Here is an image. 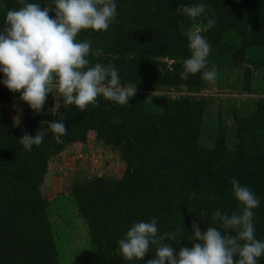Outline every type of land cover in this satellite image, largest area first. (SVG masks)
<instances>
[{"label": "trees", "instance_id": "trees-1", "mask_svg": "<svg viewBox=\"0 0 264 264\" xmlns=\"http://www.w3.org/2000/svg\"><path fill=\"white\" fill-rule=\"evenodd\" d=\"M30 2L52 6L51 0ZM199 3L209 10L207 18L216 20L202 32L212 45L208 60L217 71L214 84L260 96L232 107L230 126L221 109L214 113V97L204 95L212 83L200 74L180 79L190 56L187 34L207 19L193 21L176 12ZM117 4V20L107 32L82 30L77 41H91V66L112 64L122 85L136 87L129 104L101 96L84 112L73 105L55 112L51 91L39 114L27 105L24 125L18 127L5 109L11 92L0 88V264H147L155 246L143 261L129 262L118 252V241L133 223L152 217L158 218L160 233L180 230L178 245L165 241L177 252L191 248L194 222L203 233L217 226L211 219L217 208L229 215L242 211L232 178L260 198L254 210L256 238L264 240V0ZM20 7V0H0V25L9 9ZM160 90L188 94L163 97L155 94ZM114 117L121 122L113 123ZM59 120L66 128L62 136L47 125ZM38 131L45 133L43 143L26 151L19 140ZM93 135L120 156L123 176L77 177L69 194L45 198L51 162L68 149L87 146ZM258 264H264V256Z\"/></svg>", "mask_w": 264, "mask_h": 264}, {"label": "clouds", "instance_id": "clouds-1", "mask_svg": "<svg viewBox=\"0 0 264 264\" xmlns=\"http://www.w3.org/2000/svg\"><path fill=\"white\" fill-rule=\"evenodd\" d=\"M22 7L9 9L0 25V80L10 92L19 93V100L39 114L55 85L63 104L73 105L84 112L89 105L96 106L97 98L120 106L129 104L136 87L122 85L117 68L100 63L90 65L88 59L91 41L78 42L82 30L107 32L118 17L117 0H51L52 6L41 7L30 0H20ZM54 13V16L50 15ZM177 16L191 20L204 16L203 27L194 25L187 34L190 56L183 62L180 79L200 74L203 81L214 84L215 66L209 68L212 45L202 32L215 27L216 20L208 19L204 3L181 6ZM19 122V120L17 119ZM64 120L48 122V129L59 136L66 134ZM115 117L113 123H119ZM45 133L33 137L25 132L19 140L26 151L43 143ZM229 183L242 211L228 214L220 208L212 213V223L205 232L193 223L189 242L191 248H180L177 232L160 233L159 220L133 223L118 241V252L129 261H143L155 246V256L147 264H258L264 256V240L256 238L255 209L260 198L236 178ZM184 227V226H183ZM185 229V228H184Z\"/></svg>", "mask_w": 264, "mask_h": 264}, {"label": "rangeland", "instance_id": "rangeland-1", "mask_svg": "<svg viewBox=\"0 0 264 264\" xmlns=\"http://www.w3.org/2000/svg\"><path fill=\"white\" fill-rule=\"evenodd\" d=\"M256 75L259 74L257 73ZM262 81H264V78L261 79V82ZM0 88L9 91L2 83H0ZM51 91L54 94V110L55 112H59L65 108V105L63 104L62 99L57 96L55 85L51 87ZM155 94L163 97L171 96L172 98H177L180 96H186L188 93L160 90L155 92ZM204 95L214 97L213 111L216 113L221 109L223 118L227 121L228 126L232 124L230 117L232 107L245 106L250 104L254 99L256 100L260 97L253 94L240 95L236 92H231L228 88L222 90L215 84H210L209 90H207ZM5 109L7 114L18 127L24 125V117L27 114L28 107L27 104L19 100L18 93L11 92L10 102L5 106ZM84 146L68 149L51 162L42 189L45 198L53 200L60 194H69L72 191L74 181L77 177L92 178L108 175L115 178H121L123 176L125 166L120 156L109 148H106L102 143L96 141L94 135L90 137L87 146ZM56 220L60 224H63L59 218ZM63 226L65 225L63 224ZM72 231L75 233H70H74L75 237L77 231H75V229ZM71 234L69 235L71 236ZM74 259L77 261V257ZM67 263H69V261H67Z\"/></svg>", "mask_w": 264, "mask_h": 264}, {"label": "crops", "instance_id": "crops-1", "mask_svg": "<svg viewBox=\"0 0 264 264\" xmlns=\"http://www.w3.org/2000/svg\"><path fill=\"white\" fill-rule=\"evenodd\" d=\"M85 147V146H84ZM82 148V147H81Z\"/></svg>", "mask_w": 264, "mask_h": 264}]
</instances>
